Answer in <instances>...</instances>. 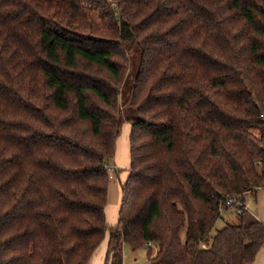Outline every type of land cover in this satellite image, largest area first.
<instances>
[{
	"label": "trees",
	"instance_id": "obj_1",
	"mask_svg": "<svg viewBox=\"0 0 264 264\" xmlns=\"http://www.w3.org/2000/svg\"><path fill=\"white\" fill-rule=\"evenodd\" d=\"M263 115L264 0H0V264H89L107 233L106 264L253 263L262 221L213 229L264 189Z\"/></svg>",
	"mask_w": 264,
	"mask_h": 264
},
{
	"label": "rangeland",
	"instance_id": "obj_2",
	"mask_svg": "<svg viewBox=\"0 0 264 264\" xmlns=\"http://www.w3.org/2000/svg\"><path fill=\"white\" fill-rule=\"evenodd\" d=\"M130 133L131 125L130 123L125 122L116 142L115 155L112 161H110V167L114 169V173L110 178L106 219L107 223L111 226L118 222L121 185L126 180L130 170ZM225 212L224 214L222 213V218L215 224L213 232L224 226V220H236V216L232 214V212ZM101 248H104V245H101ZM123 259L124 264H148L147 247L143 246L140 249L133 250L128 245H125ZM89 264H91V262Z\"/></svg>",
	"mask_w": 264,
	"mask_h": 264
},
{
	"label": "crops",
	"instance_id": "obj_3",
	"mask_svg": "<svg viewBox=\"0 0 264 264\" xmlns=\"http://www.w3.org/2000/svg\"><path fill=\"white\" fill-rule=\"evenodd\" d=\"M244 205L247 211L264 223V189H259L256 192L246 194L244 196ZM108 235L109 234L107 233V237L101 244L104 245V248H101L100 245L90 261L91 264H106ZM251 264H264V248L258 252L254 262Z\"/></svg>",
	"mask_w": 264,
	"mask_h": 264
},
{
	"label": "built area",
	"instance_id": "obj_4",
	"mask_svg": "<svg viewBox=\"0 0 264 264\" xmlns=\"http://www.w3.org/2000/svg\"><path fill=\"white\" fill-rule=\"evenodd\" d=\"M264 119V115L262 116ZM108 172L110 174V177H112L114 173V169L110 167L109 165L107 166ZM221 197L224 199L222 204H221V213H224L225 211H230L232 213H241L244 210H246V207L244 205L243 200L241 198L236 197V198H224V194L221 195ZM205 247V246H204ZM206 248V247H205Z\"/></svg>",
	"mask_w": 264,
	"mask_h": 264
}]
</instances>
